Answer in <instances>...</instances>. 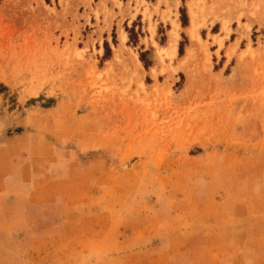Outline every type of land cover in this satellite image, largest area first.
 <instances>
[{"label": "rangeland", "instance_id": "374dc122", "mask_svg": "<svg viewBox=\"0 0 264 264\" xmlns=\"http://www.w3.org/2000/svg\"><path fill=\"white\" fill-rule=\"evenodd\" d=\"M0 264H264V0H0Z\"/></svg>", "mask_w": 264, "mask_h": 264}, {"label": "bare ground", "instance_id": "6f19581e", "mask_svg": "<svg viewBox=\"0 0 264 264\" xmlns=\"http://www.w3.org/2000/svg\"><path fill=\"white\" fill-rule=\"evenodd\" d=\"M197 31V27H196V24L194 22V19H193V26L191 27V32H192V35L195 34V32ZM125 38V33L122 34V40H124ZM177 41H178V33L176 31H174V33L172 34V37H171V50H176V47H177Z\"/></svg>", "mask_w": 264, "mask_h": 264}]
</instances>
